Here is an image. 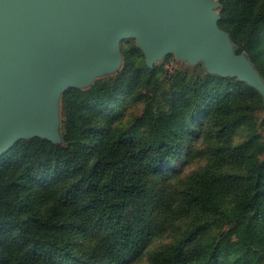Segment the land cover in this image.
<instances>
[{
	"label": "trees",
	"instance_id": "16d2710c",
	"mask_svg": "<svg viewBox=\"0 0 264 264\" xmlns=\"http://www.w3.org/2000/svg\"><path fill=\"white\" fill-rule=\"evenodd\" d=\"M219 15L264 80V0H231ZM120 52L114 77L63 92L64 145L33 137L0 156V264H112L189 216V229L147 264L263 263L260 94L234 78L167 77L131 44ZM128 102L142 110L124 123ZM201 138L206 166L168 192L158 179L185 143Z\"/></svg>",
	"mask_w": 264,
	"mask_h": 264
},
{
	"label": "water",
	"instance_id": "95a60500",
	"mask_svg": "<svg viewBox=\"0 0 264 264\" xmlns=\"http://www.w3.org/2000/svg\"><path fill=\"white\" fill-rule=\"evenodd\" d=\"M212 7L210 0H0V156L33 137L60 145L56 96L118 70L124 38L136 39L149 69L164 53L203 60L264 101V81L245 54L233 55Z\"/></svg>",
	"mask_w": 264,
	"mask_h": 264
},
{
	"label": "rangeland",
	"instance_id": "374dc122",
	"mask_svg": "<svg viewBox=\"0 0 264 264\" xmlns=\"http://www.w3.org/2000/svg\"><path fill=\"white\" fill-rule=\"evenodd\" d=\"M213 4L212 11L218 15L217 19V27L223 31L225 34L228 30V25L224 24L220 26L219 20H220V11L222 9H225L230 6L231 0H224V2H220V0H210ZM229 35V34H228ZM230 38V36H229ZM231 41V39H230ZM232 43V41H231ZM133 45L135 46L144 57L142 51L137 47L136 45V39L135 38H124L120 40L119 42V52L120 47L125 45ZM233 46V47H232ZM229 48L234 56H240L241 54H244V52L237 54V48L232 43V45L229 43ZM233 48V50H232ZM121 54V52H120ZM122 57V55H121ZM145 64V60H144ZM123 65V57L122 62L118 68V70L110 72V73H103L99 74L94 78L93 83L96 80L99 79H107L114 77L122 68ZM162 65L163 69L166 71L167 77L173 75V72L175 70H182L186 71L187 75H201L202 77L205 75H216L212 73L205 65L203 60H198L197 62H191L187 57H178L174 53H164L159 58H157L154 63L152 64V68L154 66ZM147 67V65L145 64ZM148 68V67H147ZM151 68V69H152ZM149 69V68H148ZM149 69V70H151ZM258 73V72H257ZM218 76V75H216ZM260 76V75H259ZM221 77V76H220ZM261 77V76H260ZM225 78H234L235 77H225ZM262 78V77H261ZM237 80V79H236ZM263 80V79H262ZM264 81V80H263ZM262 81V82H263ZM83 85L79 88V90H86L89 87L93 85ZM264 84V82H263ZM69 89V88H68ZM77 89V88H74ZM67 90V89H66ZM258 92V91H257ZM261 96V95H260ZM262 97V96H261ZM263 100V98H262ZM264 103V101H263ZM56 104V124H55V135H56V141L59 142L60 145H64V138H63V124H62V115H61V93H58L55 99ZM116 106L119 104L116 103ZM112 107H115L114 105ZM121 108V106H120ZM142 110L141 105H134L131 102L126 103L123 109V118L122 121L124 123H128L131 121V118L138 115ZM258 116L260 118L259 121L264 120V110L262 112L258 113ZM207 143L201 138L195 141H190L185 143L181 149L179 150L178 154L168 163L166 170L161 175V178L158 179V181H164L165 183H159V185H162V187L166 186V189L168 192L173 189H176L180 187L183 182H185L193 173L200 171L206 166V154H207ZM228 171H231L230 169H227ZM160 187V186H159ZM195 221L193 217L189 216L186 218L174 220L171 224L166 225V227L163 230H160L158 234H156L154 237L150 239L148 244L144 246L141 250H139L136 254L126 257L122 259L121 261H116L112 264H147L149 260V255L153 250L158 248L161 245L173 243L177 240V238L182 235L187 229H189L191 223ZM218 228L214 226L211 229V233L217 232ZM64 237V236H63ZM73 248L79 249L80 242L75 239V241H72ZM62 264H72L69 260H63ZM260 264H264L260 263Z\"/></svg>",
	"mask_w": 264,
	"mask_h": 264
}]
</instances>
